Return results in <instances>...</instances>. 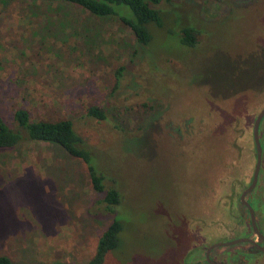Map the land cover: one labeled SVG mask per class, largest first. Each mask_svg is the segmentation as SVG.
<instances>
[{"label": "rangeland", "instance_id": "rangeland-1", "mask_svg": "<svg viewBox=\"0 0 264 264\" xmlns=\"http://www.w3.org/2000/svg\"><path fill=\"white\" fill-rule=\"evenodd\" d=\"M153 8L162 23L148 25L142 46L118 20L130 15L124 6L99 18L61 2L0 0V116L10 122L22 108L71 121L104 187L120 195L104 211L86 166L58 145L0 149V256L10 264H85L113 219L118 245L100 264H205V247L246 233L238 196L251 181L252 124L264 106V0ZM183 27L196 31L193 47L180 44ZM88 105L104 119L87 117ZM258 137L249 202L264 231V118ZM200 211L205 219L188 221ZM238 247L210 257L237 264ZM242 262L264 264V255Z\"/></svg>", "mask_w": 264, "mask_h": 264}, {"label": "trees", "instance_id": "trees-1", "mask_svg": "<svg viewBox=\"0 0 264 264\" xmlns=\"http://www.w3.org/2000/svg\"><path fill=\"white\" fill-rule=\"evenodd\" d=\"M39 2H61L80 8L88 14L105 18L117 16L115 7L124 6L130 11L128 17L117 16L119 22L126 26L133 35L136 42L146 46L151 36L148 32V25L160 26L162 21L160 13L153 7L158 6L162 0H34ZM179 42L186 47H193L196 43V31L193 28L183 27L179 31ZM120 70V69H119ZM118 70V71H119ZM86 116L101 121L104 119V111L94 105H88L85 109ZM231 111V110H230ZM234 112V110H233ZM231 116V114H229ZM226 116V120L229 117ZM232 117V116H231ZM223 121V120H222ZM221 122V121H220ZM227 124L225 125L226 128ZM217 131V130H216ZM219 131V130H218ZM52 143L58 145L69 157L78 159L86 166L89 183L93 191L104 193L99 201L104 211L112 213L119 205L120 195L113 188L104 187L103 174L97 172L90 165V152L85 140L73 128L71 121L59 119L54 121L38 120L31 118L29 112L22 108H16L12 112L10 122H5L0 116V149L15 147L17 144L27 143ZM223 143V140H222ZM220 142L221 157L226 155L223 144ZM261 146V145H260ZM262 149V147H261ZM220 157V158H221ZM226 157V156H225ZM255 157V153H254ZM221 160V159H220ZM216 164H221V161ZM255 162V160H254ZM239 226L245 223L244 218L237 216ZM246 228L250 229L248 219ZM122 230L121 223L113 219L102 232L94 251L93 256L85 264H100L109 251L116 249L118 245V235ZM0 264H10V261L0 256Z\"/></svg>", "mask_w": 264, "mask_h": 264}, {"label": "water", "instance_id": "water-1", "mask_svg": "<svg viewBox=\"0 0 264 264\" xmlns=\"http://www.w3.org/2000/svg\"><path fill=\"white\" fill-rule=\"evenodd\" d=\"M263 116H264V106L257 113V115L253 121V124H252L251 134H252V141H253V146H254L255 162H254V167H253V171H252L251 181H250L249 185L241 192V194L239 196V204L242 205L247 211L248 223H249V227L251 230V237H249V238H238V239H234L231 241L219 242V243L209 245L208 247H206L204 249V260L207 264H222L219 262L212 261L209 257L210 252L213 249L219 248V247H231V246H235L238 244L250 243V244L254 245L258 251H260V252L264 251V236L259 231L258 223H257L256 217L254 215L253 209L251 208V206L246 201L247 195L255 187V185L257 183V178H258V174H259V170H260L261 146H260V142H259V138H258V128H259V124H260V121H261ZM254 237H255L257 242L263 243V247H258L256 245V243L253 242L252 238H254Z\"/></svg>", "mask_w": 264, "mask_h": 264}, {"label": "flooded vegetation", "instance_id": "flooded-vegetation-1", "mask_svg": "<svg viewBox=\"0 0 264 264\" xmlns=\"http://www.w3.org/2000/svg\"><path fill=\"white\" fill-rule=\"evenodd\" d=\"M264 118V116L262 117V119ZM262 119H261V121H262ZM258 131H259V128H258ZM259 138V137H258ZM259 142H260V140H259ZM262 150V149H261ZM259 175V174H258ZM257 180H258V178H257ZM256 186V185H255ZM255 188V187H254ZM254 188L249 192V194L247 195V197H246V201H247V203L250 205V202H249V200H250V197H251V195H252V193H253V191H254ZM207 189H209V187H207ZM244 190V189H243ZM242 190V191H243ZM241 191V192H242ZM206 192H208V190L206 191ZM205 192V194H207ZM241 194V193H240ZM250 195V196H249ZM240 196V195H239ZM239 196H238V203H239ZM252 201V200H251ZM251 206V205H250ZM256 207H257V205H256ZM256 207H255V209L253 210V211H255L256 210ZM198 208L200 209V210H202V202H200V204H199V206H198ZM253 209V208H252ZM239 211L241 212H243V213H245L246 215H247V211H246V209L242 206V205H240L239 204ZM254 215H255V213H254ZM248 216V215H247ZM242 217V216H241ZM255 217H256V215H255ZM199 219V220H203V219H205L206 218V215L202 212V211H200L199 213H194V214H191V215H189L188 217H187V219H188V221H190V219ZM256 220H258L257 218H256ZM257 223H258V221H257ZM249 224V223H248ZM258 227H259V231H260V233L264 236V231L262 230V228L260 227V224L258 223ZM247 231H246V233L244 234L243 233V236L241 237V238H249V237H251V230L250 229H246ZM235 239H238V238H235ZM232 240H234V239H232ZM252 240H253V242L254 243H256V245L258 246V247H263V243L262 242H257L256 241V239H255V237L254 238H252ZM229 241H231V240H229ZM226 242V241H225ZM235 246H239L238 247V251H237V264H241V263H243L242 261H245V259L247 258V257H259V256H262V255H264V251L263 252H260V251H258L257 249H256V247L254 246V245H252V244H250V243H243V244H238V245H235ZM208 247V246H207ZM232 247V246H231ZM206 248V247H205ZM204 248V249H205ZM220 248V247H219ZM216 249V248H215ZM214 250V249H213ZM213 250L210 252V254H209V257H210V255H211V253L213 252ZM204 251V250H203ZM255 251V252H254ZM254 252V253H253ZM238 256H240V257H238ZM210 259H211V257H210ZM212 260V259H211ZM240 260H242V261H240ZM215 262V261H214ZM203 263H205V264H207L206 262H205V260H204V252H203ZM219 263H222V262H219ZM228 263H230L231 264V262H227V263H222V264H228Z\"/></svg>", "mask_w": 264, "mask_h": 264}]
</instances>
